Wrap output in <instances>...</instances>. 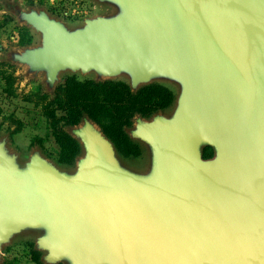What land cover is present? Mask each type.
I'll use <instances>...</instances> for the list:
<instances>
[{"label": "water", "instance_id": "obj_1", "mask_svg": "<svg viewBox=\"0 0 264 264\" xmlns=\"http://www.w3.org/2000/svg\"><path fill=\"white\" fill-rule=\"evenodd\" d=\"M95 1L114 13L72 32L24 15L42 43L12 62L48 88L62 72L171 84L173 111L126 131L150 153L145 175L88 118L68 132L72 173L37 151L19 163L1 140L0 263L37 232L44 264H264V0Z\"/></svg>", "mask_w": 264, "mask_h": 264}, {"label": "rangeland", "instance_id": "obj_2", "mask_svg": "<svg viewBox=\"0 0 264 264\" xmlns=\"http://www.w3.org/2000/svg\"><path fill=\"white\" fill-rule=\"evenodd\" d=\"M32 13L37 15L44 14L49 20L60 23L69 32H72L82 29L87 19L112 15L114 9L108 5L99 4L95 0H0V63L9 65L6 70L11 72L16 79L13 86L15 92L11 96L4 92V84L0 80V141H5L7 151L15 155L19 163H24L32 152L37 151L47 161L55 165L53 158L55 157L57 146L48 133L46 120L42 117L41 107L35 102H38V98L43 94L51 97L56 87L62 84L66 76L75 75L80 80H95L96 76L93 73L81 75L80 73L62 72L53 87L48 88L45 73L29 72L26 66L13 63L12 56L14 54H21L27 49H35L41 46V35L23 21L24 15ZM22 35H26V39L24 38L26 43L24 45L20 44ZM117 80L128 82L124 77H120ZM162 84L177 92V88L174 85ZM27 95H30V99L35 104L27 103L23 100ZM173 108L174 104L157 114L169 117ZM10 118L21 122L23 125L22 131L18 137L15 136L16 138L7 129L10 127V130H13L16 127L9 121ZM134 121L128 131L133 129ZM81 124L82 120L75 126L66 127L65 131L68 133L70 130L80 127ZM17 138L19 140L18 144L15 141ZM34 138L42 139L43 147L37 144L32 145ZM82 154L80 155L81 157ZM212 157L213 153L210 158ZM120 162L131 172L145 175L149 172L151 166L150 153L143 146L140 156L120 158ZM75 167L76 161L72 166H59L58 168L72 173ZM38 236L37 232H24L15 236L7 246L2 248L0 264L4 260L15 264H36L30 260L29 251L30 249L36 251L35 240ZM42 256L43 254L40 253L39 264H44Z\"/></svg>", "mask_w": 264, "mask_h": 264}, {"label": "trees", "instance_id": "obj_3", "mask_svg": "<svg viewBox=\"0 0 264 264\" xmlns=\"http://www.w3.org/2000/svg\"><path fill=\"white\" fill-rule=\"evenodd\" d=\"M24 38L26 39V35H22L21 45L26 43ZM8 66L0 63V80L4 84V92L11 96L15 92L13 86L16 79L6 70ZM23 100L34 103L30 95ZM174 100V91L165 84L152 83L132 91L124 81L80 80L75 75H69L56 87L51 97L43 94L35 103L40 105L48 133L57 146L53 158L55 165L68 167L80 157L82 148L80 143L65 131L66 127L75 126L83 118H88L110 140L120 158L138 157L142 153L143 145L132 140L126 131L137 117L148 120L154 114L171 107ZM9 121L16 126L13 130L7 128L11 135L22 131L21 122L12 118ZM31 144L43 147L40 138H34ZM212 153L211 148H206L203 158H210ZM29 256L33 263L39 264L38 251L30 249ZM7 261L4 260L2 264H15Z\"/></svg>", "mask_w": 264, "mask_h": 264}, {"label": "crops", "instance_id": "obj_4", "mask_svg": "<svg viewBox=\"0 0 264 264\" xmlns=\"http://www.w3.org/2000/svg\"><path fill=\"white\" fill-rule=\"evenodd\" d=\"M174 94H175V100H176V92H175V90H174ZM175 100H174V103H173L174 105H175ZM173 104H172V105H173ZM172 105H171V106H172ZM19 134H20V133L14 135V137H15V136L18 137ZM16 137H15V138H16ZM15 138H14V139H15ZM15 141H16V143L18 144V142H19L18 138H17Z\"/></svg>", "mask_w": 264, "mask_h": 264}]
</instances>
